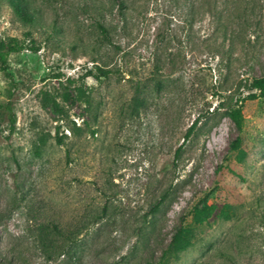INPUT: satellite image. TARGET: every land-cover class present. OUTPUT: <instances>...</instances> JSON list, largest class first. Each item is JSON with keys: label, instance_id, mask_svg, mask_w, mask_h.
Here are the masks:
<instances>
[{"label": "rangeland", "instance_id": "374dc122", "mask_svg": "<svg viewBox=\"0 0 264 264\" xmlns=\"http://www.w3.org/2000/svg\"><path fill=\"white\" fill-rule=\"evenodd\" d=\"M37 5L28 27L0 0V42L23 46L0 72V106L16 118L12 134L0 121V264H264V99L244 103L241 132L227 113L264 76V0ZM97 21L116 69L99 82L83 79ZM53 22L63 34L49 39L40 26ZM146 82L137 109L135 85ZM237 137L242 161L230 149ZM193 205L214 215L166 262ZM41 219L81 229L75 256L40 253L31 230Z\"/></svg>", "mask_w": 264, "mask_h": 264}, {"label": "trees", "instance_id": "16d2710c", "mask_svg": "<svg viewBox=\"0 0 264 264\" xmlns=\"http://www.w3.org/2000/svg\"><path fill=\"white\" fill-rule=\"evenodd\" d=\"M4 2L18 22L28 27H35L38 25L40 13L37 0H4ZM96 26L98 34L95 41L93 44L90 43L85 47H82L85 51L88 49L91 51V55L89 57L91 67L86 70L83 79L99 82L108 79L116 69L112 65L111 51H107L105 53L101 52V49H103L104 46L108 47L110 45H114L110 32L98 21L96 22ZM40 29L45 31L49 39L56 37L58 34H63L62 29L56 22L47 26L46 29H44L43 26H40ZM70 45L71 50L74 52L81 47L77 42H73ZM22 49V44H20L16 39H11V42L7 46H4L3 43L0 42V72L3 75H8L6 63L9 55ZM150 85L152 84L147 82L135 85L132 97L136 103L137 109L144 107L147 100L146 93L151 90ZM152 86H155V89L160 88L158 81ZM247 87L249 91L248 94L245 96L239 95L235 101H231V103L227 105V113L239 132L242 131V108L244 103L258 98L264 99V76L252 78ZM0 108L2 109L0 112V121L4 119V117L7 118L9 123L8 131L9 134H12L16 123L12 105L10 102H6L1 105ZM197 123L198 120H196L193 125L186 130L184 134L185 141L191 137ZM91 132L94 133L95 131L91 130ZM241 145L242 139L241 137H237L230 146L231 151L236 153L239 161H242L245 157V152ZM181 150L182 147L180 146L175 150V159L180 156ZM165 196V194L161 195L156 203L151 207L150 211L152 214H155L159 210ZM214 211V207L208 205H203L201 207L193 205L186 210L185 213L190 216L191 222L188 225H180L175 230L166 249L163 251L162 259L168 262L171 257L187 250L193 243L196 228L206 223L214 215ZM225 215L228 214L225 212ZM31 231L35 245L40 253H42L47 259L55 260L56 258L61 257L68 258L77 254V243L81 229H73L68 226H63L62 222L58 219H41L34 222L33 230Z\"/></svg>", "mask_w": 264, "mask_h": 264}]
</instances>
